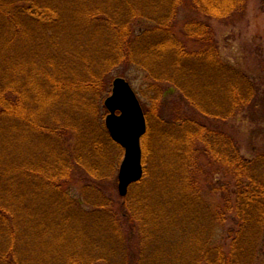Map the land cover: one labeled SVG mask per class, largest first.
Wrapping results in <instances>:
<instances>
[{"label": "trees", "instance_id": "obj_1", "mask_svg": "<svg viewBox=\"0 0 264 264\" xmlns=\"http://www.w3.org/2000/svg\"><path fill=\"white\" fill-rule=\"evenodd\" d=\"M245 3L0 0V264H108L125 254L124 245L133 252L132 264H182L174 260L193 252L201 238L191 231L203 216L193 175L201 150L222 165L225 200L209 220L225 233L221 247L210 239L202 245L200 261L206 256L213 259L208 264H247V240L258 257L264 167L254 171L255 160L242 154V131L230 123L240 115L251 119L260 87L251 72L216 55L205 21L233 18ZM183 6L192 16L180 30ZM191 40L198 50L189 48ZM133 66L155 80L158 105L170 97L179 101L181 129L171 141L170 118L158 111L172 160L159 158L158 172L147 157L144 178L131 186L133 196L122 198L107 185L123 149L104 125L103 100L107 75ZM207 121L222 123V131ZM213 133H222L214 152ZM75 172L86 200L73 194Z\"/></svg>", "mask_w": 264, "mask_h": 264}, {"label": "rangeland", "instance_id": "obj_2", "mask_svg": "<svg viewBox=\"0 0 264 264\" xmlns=\"http://www.w3.org/2000/svg\"><path fill=\"white\" fill-rule=\"evenodd\" d=\"M241 12V13H240ZM236 16L233 18L226 19L224 21L217 20H205L212 30V37H214V42L209 43L207 47L212 48L215 45L216 55L221 59H223L228 65L233 67L236 70L246 71V73L251 72L253 74L252 80L256 85L260 87L259 96L256 98L258 102V106L255 107L250 113L251 119H246L243 116H238L231 120V125L236 129L242 131L243 140L245 142L242 148V154H244L247 158L254 161L255 167L254 171L257 173L262 170L264 167V0H246L244 9H242ZM191 13L187 11V9L183 6L180 8L178 14V28H185L188 20L191 18ZM7 23H11L13 28L21 29V25L18 22L13 24V21H6ZM42 36V34L40 35ZM189 48L191 50H198L200 48L199 44L191 40L188 43ZM124 69H115L108 76L107 79V88L104 93V100L111 95L113 82L115 79L119 77L125 78L131 84L133 90L137 94L141 105L143 107L145 117L147 120V134L145 138L142 140V149H143V163L146 161L147 157H150L153 167L159 171V166H161V162L159 163L161 158L163 161H170L172 157L167 156V150L170 148L171 141H177V132L181 129V114H179L178 109L180 106L179 101L173 99L171 97L165 100V103L161 106L156 102V90L158 88L155 80L149 78L148 74L139 67H130L123 74ZM167 87V86H166ZM156 91V92H155ZM103 96V97H104ZM169 97V96H168ZM200 102V99L198 100ZM170 102V103H167ZM189 108H186V111ZM158 111L170 118V124L167 126V131L170 130L174 134V136L170 135V140L164 141V138L167 139V134L165 137L162 135V130L158 129ZM105 117H104V125L105 120L108 115L107 110L105 109ZM146 112L149 115L150 125L148 123L149 119L146 115ZM208 120V119H207ZM209 125H211L215 129V132L219 133L223 129L222 123H210L207 121ZM207 122L206 125H207ZM162 127V126H160ZM164 128V127H162ZM160 131V132H158ZM219 133L211 134V142L212 149L214 151H219V142L222 140V136ZM171 136L173 138H171ZM252 144V146H250ZM192 148V147H191ZM252 148V151H251ZM254 148V149H253ZM211 149V153H212ZM202 150L198 154L194 155V182L199 185L202 200L197 202L200 211L202 212L201 219L196 223L195 227L191 231L196 237H201L199 241L198 247L188 255L183 256L182 259H175L176 263H179L182 260V264H193V262H198L199 264H208L212 258H209V261L205 260L200 261L199 249L206 241H211L212 247L219 248L224 242V233L225 229L220 226L219 223H211L210 218H212L215 213L218 212V208L221 204L224 203L225 194H224V185L222 184V165L218 160L212 159L210 154L205 155ZM120 152L117 153L119 166L113 173V178L108 181L109 186L113 187L112 189L118 194V174L120 165L124 158V151L122 152L120 158ZM190 156V154H189ZM263 157V158H262ZM154 160H153V159ZM156 161L158 163H156ZM174 161L177 163L178 159L174 156ZM157 164L154 166V164ZM151 165V164H150ZM153 168L154 172L156 171ZM73 180V194H75L76 199L86 200L83 195V184L80 180V176H78V172H75ZM192 181V180H191ZM193 183V181H192ZM135 190L132 189L129 195L133 196ZM85 208H88L84 204ZM123 222L125 228V219L122 216L120 217ZM128 229V228H127ZM190 231V233H191ZM119 234V233H118ZM189 234V233H188ZM121 239V235H118ZM117 237V236H116ZM188 235L186 236V238ZM123 239V237H122ZM114 241V239H113ZM124 242V240H123ZM30 240H28L27 248L31 249ZM125 243V242H124ZM251 240H247L244 244L245 252L244 258L247 264H250L252 260V244ZM126 246L124 245L123 252L125 254H115L113 258L110 260L108 264H132V253H126ZM151 249H157V247L151 246ZM209 249V248H205ZM221 250L228 251V248H222ZM147 260L152 261V257H146ZM120 262V263H119ZM173 262V261H172ZM172 262L165 261L163 264H171ZM104 264V263H100ZM253 264H264V241L260 248L258 257H253Z\"/></svg>", "mask_w": 264, "mask_h": 264}, {"label": "water", "instance_id": "obj_3", "mask_svg": "<svg viewBox=\"0 0 264 264\" xmlns=\"http://www.w3.org/2000/svg\"><path fill=\"white\" fill-rule=\"evenodd\" d=\"M104 104L109 112L106 128L125 152L118 176V190L125 197L130 186L144 175L141 141L147 131V122L142 105L125 78L114 80L112 94Z\"/></svg>", "mask_w": 264, "mask_h": 264}]
</instances>
